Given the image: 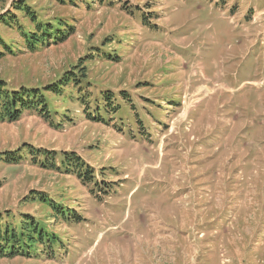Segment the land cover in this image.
Instances as JSON below:
<instances>
[{
    "label": "rangeland",
    "instance_id": "1",
    "mask_svg": "<svg viewBox=\"0 0 264 264\" xmlns=\"http://www.w3.org/2000/svg\"><path fill=\"white\" fill-rule=\"evenodd\" d=\"M19 2L73 33L29 50L0 23V80L42 90L71 73L86 88L44 91L49 117L0 122V156L22 155L0 160L1 217L60 239L54 256L0 264H264V0H0L26 27ZM28 148L79 156L96 183Z\"/></svg>",
    "mask_w": 264,
    "mask_h": 264
},
{
    "label": "trees",
    "instance_id": "2",
    "mask_svg": "<svg viewBox=\"0 0 264 264\" xmlns=\"http://www.w3.org/2000/svg\"><path fill=\"white\" fill-rule=\"evenodd\" d=\"M100 2L102 0H99ZM15 11H22L24 17L28 18L29 24L24 27L15 14H3L0 17V23L8 28L16 27L20 37L23 39L25 47L29 50H35L38 46L47 44H61L69 36L72 35L73 29L60 21H42L41 17L37 16V13L32 11L28 4L25 2H19L14 6ZM11 12V11H10ZM8 42V43H7ZM11 42L6 41L0 33V56L5 52L12 53L13 47ZM71 73L65 74L58 80L57 83L48 84L44 89L27 88L20 86L19 88H11L0 80V122L8 121L13 122L19 119L24 110H33L44 117L50 116V109L48 107L47 99L44 95L45 92H51L55 95H60L64 92V86L67 84L72 85V89L77 90L78 94H82L86 88L83 86L81 80L74 78ZM83 86V87H82ZM11 88V89H10ZM104 107L108 109V106L112 108L111 102L113 100L112 95L107 92L100 93ZM87 95V93L85 94ZM84 95L80 96L81 98ZM99 99V100H100ZM100 105V104H98ZM97 105V106H98ZM120 105H116L112 108L113 111H117ZM26 147V145H25ZM32 154V158L43 157V161H35L42 167L53 168L56 170H64L66 173H74L86 186L88 184H95L96 180L94 172L91 167L86 165L83 160L73 154L60 152L59 165L55 162L57 154L54 151L47 150H33L28 148ZM22 158V155L17 154L12 156L11 153H5L0 156V160L4 162H17ZM33 200L42 202L51 208L55 216L66 222L75 221L80 222V217L76 214H72V220L68 209L62 205H58L53 199H50L47 195L36 194L33 196ZM8 215V214H7ZM21 220L15 224H10L7 219L3 220L0 215V257L11 258L13 256H35L37 254V246H43V251L49 256H54L56 244L60 242L58 235L49 232L44 227V223L29 215H22ZM70 219V220H69Z\"/></svg>",
    "mask_w": 264,
    "mask_h": 264
},
{
    "label": "bare ground",
    "instance_id": "3",
    "mask_svg": "<svg viewBox=\"0 0 264 264\" xmlns=\"http://www.w3.org/2000/svg\"><path fill=\"white\" fill-rule=\"evenodd\" d=\"M181 171H183V170H181ZM184 173V172H183Z\"/></svg>",
    "mask_w": 264,
    "mask_h": 264
}]
</instances>
